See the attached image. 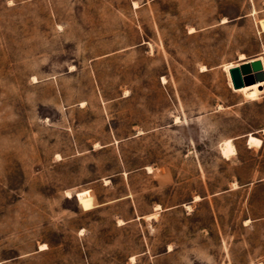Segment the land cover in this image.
<instances>
[{
	"label": "rangeland",
	"instance_id": "rangeland-1",
	"mask_svg": "<svg viewBox=\"0 0 264 264\" xmlns=\"http://www.w3.org/2000/svg\"><path fill=\"white\" fill-rule=\"evenodd\" d=\"M257 58L264 0H0V264H264Z\"/></svg>",
	"mask_w": 264,
	"mask_h": 264
},
{
	"label": "bare ground",
	"instance_id": "bare-ground-1",
	"mask_svg": "<svg viewBox=\"0 0 264 264\" xmlns=\"http://www.w3.org/2000/svg\"><path fill=\"white\" fill-rule=\"evenodd\" d=\"M135 4L137 6V3H135ZM226 21L227 20L224 19V22H226ZM257 59L263 61L262 58H257ZM252 60H256V59H250V60H246V61H252ZM238 65H240V63ZM235 66H237V65L229 64L226 67V70L228 72L229 82H230V85L233 88H234V86H233V82H232V78H231V74H230V69L232 67H235ZM263 87H264V81H260V82L254 83L252 85H246V86H244L243 88H240V89H235L234 88V90H235V92L244 93V94H247V95L253 97V96H256L258 93L263 92L262 91ZM248 142H249V145L252 146V147L253 146L261 147L263 145V143H264V141L261 138L256 137L253 134L249 135ZM221 149H222L223 154L226 157H228V158H231L232 156H235L237 154V147H236V145H235V143H234V141L232 139L224 140V142H223V144L221 146Z\"/></svg>",
	"mask_w": 264,
	"mask_h": 264
},
{
	"label": "water",
	"instance_id": "water-1",
	"mask_svg": "<svg viewBox=\"0 0 264 264\" xmlns=\"http://www.w3.org/2000/svg\"><path fill=\"white\" fill-rule=\"evenodd\" d=\"M230 74L235 89L243 88L246 85H252L256 82L264 81L263 61L256 59L244 61L230 69Z\"/></svg>",
	"mask_w": 264,
	"mask_h": 264
}]
</instances>
